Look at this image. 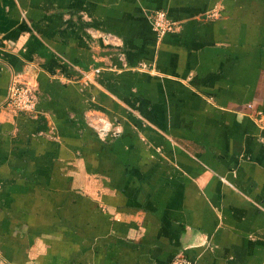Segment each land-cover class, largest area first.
I'll return each mask as SVG.
<instances>
[{
  "label": "crops",
  "instance_id": "obj_1",
  "mask_svg": "<svg viewBox=\"0 0 264 264\" xmlns=\"http://www.w3.org/2000/svg\"><path fill=\"white\" fill-rule=\"evenodd\" d=\"M178 252L264 264V0H0V264Z\"/></svg>",
  "mask_w": 264,
  "mask_h": 264
},
{
  "label": "built area",
  "instance_id": "obj_2",
  "mask_svg": "<svg viewBox=\"0 0 264 264\" xmlns=\"http://www.w3.org/2000/svg\"><path fill=\"white\" fill-rule=\"evenodd\" d=\"M217 12H210L207 14L209 17L216 16ZM151 22L156 32L163 35L167 32H171L175 29V22L172 21L164 10L157 9L151 15ZM37 95L34 85H30L25 82H18L13 79L7 91L1 107L12 112L33 113L36 111ZM99 134L105 137L110 131V124L108 122H102L98 126ZM115 133V131H112ZM168 264H196L194 258L188 257L184 252H178L175 254Z\"/></svg>",
  "mask_w": 264,
  "mask_h": 264
},
{
  "label": "rangeland",
  "instance_id": "obj_3",
  "mask_svg": "<svg viewBox=\"0 0 264 264\" xmlns=\"http://www.w3.org/2000/svg\"><path fill=\"white\" fill-rule=\"evenodd\" d=\"M150 16V15H149ZM148 16V17H149ZM149 20H150V18H149ZM150 23H151V27H152V29L154 30V28H153V25H152V22H151V20H150ZM155 31V30H154ZM156 32V31H155ZM156 34L158 35V36H161V34H159L158 32H156ZM101 37H102V39L105 41V42H111V44H112V42L113 41H110L109 39L110 38H112L113 39V36L111 35V34H109V33H102L101 35H100ZM18 82H25V83H29L30 85H33V84H31V82L27 79V78H23L22 80H17ZM4 110H6V111H8V112H12V111H9V110H7V109H5L4 107H2ZM23 113V112H22ZM25 114H32V113H25ZM102 122H108L109 124H110V132L111 131H118V129L116 128V127H114L113 125H112V123L106 118V116L105 115H103V114H101V113H96V112H93V114L92 113H89V115H88V124L96 131V133H98L99 134V131H98V126L102 123ZM100 135V134H99ZM98 135V136H99ZM113 135L111 134V135H107V138L108 137H112ZM102 136L100 135V138H101ZM104 139L106 138V137H103ZM102 139V138H101ZM103 140V139H102Z\"/></svg>",
  "mask_w": 264,
  "mask_h": 264
},
{
  "label": "water",
  "instance_id": "obj_4",
  "mask_svg": "<svg viewBox=\"0 0 264 264\" xmlns=\"http://www.w3.org/2000/svg\"><path fill=\"white\" fill-rule=\"evenodd\" d=\"M177 254V253H176Z\"/></svg>",
  "mask_w": 264,
  "mask_h": 264
}]
</instances>
